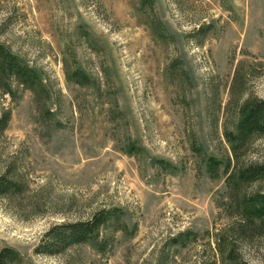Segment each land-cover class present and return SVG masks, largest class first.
I'll use <instances>...</instances> for the list:
<instances>
[{
  "label": "rangeland",
  "instance_id": "rangeland-1",
  "mask_svg": "<svg viewBox=\"0 0 264 264\" xmlns=\"http://www.w3.org/2000/svg\"><path fill=\"white\" fill-rule=\"evenodd\" d=\"M0 45L38 81L0 88L7 264H264V0H0ZM113 212L95 239L39 254L46 232Z\"/></svg>",
  "mask_w": 264,
  "mask_h": 264
},
{
  "label": "trees",
  "instance_id": "trees-1",
  "mask_svg": "<svg viewBox=\"0 0 264 264\" xmlns=\"http://www.w3.org/2000/svg\"><path fill=\"white\" fill-rule=\"evenodd\" d=\"M23 87H32L38 81L33 68L21 63L10 52L0 45V88L3 94L11 93V79ZM240 127L246 134L264 136V100L248 98L240 109ZM10 118V111L0 107V133H2ZM264 175V165H250L240 169L237 179L241 183H250ZM21 192V186L13 181L6 173L0 174V197L16 195ZM255 203L257 216H264V194H257L249 199ZM113 212L99 211L86 222H73L56 225L50 228L40 245L35 249L39 254L54 256L81 243L89 242L98 235L99 228L112 216ZM14 253L7 249L0 252V264L11 261Z\"/></svg>",
  "mask_w": 264,
  "mask_h": 264
}]
</instances>
